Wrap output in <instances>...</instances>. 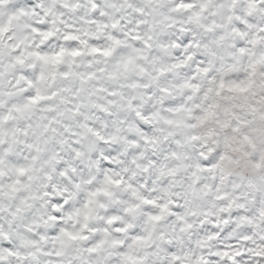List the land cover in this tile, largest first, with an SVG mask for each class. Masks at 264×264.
<instances>
[{
    "label": "snow or ice",
    "instance_id": "6c2138e0",
    "mask_svg": "<svg viewBox=\"0 0 264 264\" xmlns=\"http://www.w3.org/2000/svg\"><path fill=\"white\" fill-rule=\"evenodd\" d=\"M0 264H264V0H0Z\"/></svg>",
    "mask_w": 264,
    "mask_h": 264
}]
</instances>
